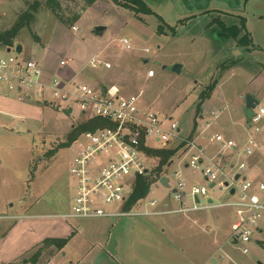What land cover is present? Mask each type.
Wrapping results in <instances>:
<instances>
[{"label": "rangeland", "instance_id": "374dc122", "mask_svg": "<svg viewBox=\"0 0 264 264\" xmlns=\"http://www.w3.org/2000/svg\"><path fill=\"white\" fill-rule=\"evenodd\" d=\"M144 1L155 14L135 15L111 0H96L88 7L84 0H59L60 8L56 12L46 5V0H0V32L32 11V20L22 25L14 38V47L17 44L22 47L20 58L34 57L50 74L59 71V61L63 59L66 67L61 74L67 77L71 68L77 72L75 80L96 89L113 87L121 95L135 94L141 111L156 114L165 126L170 120L176 122L179 136L195 133L204 144H220L212 142L210 137L226 120L236 123L230 137L245 140L252 129L236 125L244 116L240 92L244 95L256 87L245 84L251 77L249 74L237 73L228 78L226 73L211 96L201 103L199 114L196 108L203 86L212 80L216 82L215 78L211 80L216 66L229 64L224 61L232 57L229 50L232 40L218 35L219 23L239 25L241 19L235 14L241 8L248 26L255 29L260 21L251 13L252 9L264 7L262 0H246L244 9V0ZM208 6L228 11L208 10L207 15L197 14L198 9ZM74 12L79 15L76 20L71 19ZM160 23L161 33H158ZM73 25L78 27L77 31L71 29ZM97 25L106 27L100 36L92 32ZM122 38L130 40L129 48L122 45ZM254 43L264 48L260 38L254 39ZM223 46L226 50L221 49ZM237 46L250 50L251 44ZM3 48L0 46V55H5ZM92 57L110 63L111 67L99 64L92 68L89 65ZM246 60L249 64L253 60L264 63V54L253 52ZM174 64L181 65L179 73L171 70ZM149 70L153 71L152 75ZM225 89L233 93L229 100L219 97V92ZM263 94L261 89L257 98L260 105L264 103ZM45 95L48 97L46 90ZM30 104L36 108L29 111V117H10L7 122L8 117L0 114V216L3 217L0 218V246L10 254L24 249L13 262L4 255V264H23L24 259L30 263L49 261L52 264H206L217 257H222L221 264H264V232L254 235L247 254L241 252L240 242L230 244L228 236L235 216L234 209L228 206L187 214L58 218L71 212L75 196V181L69 167L76 139L66 145L62 143L71 128L88 120L90 114H81L75 106L67 115L61 106L33 101ZM212 111L217 117L212 116ZM227 118L230 119L227 121ZM176 139L169 147L175 148ZM259 139L263 142L257 149L262 166L259 179L264 180V135ZM151 143L157 147L154 141ZM184 146L183 142L176 146L173 162L162 168L171 187L157 180L146 199L155 198L159 203L170 201L172 207H177L171 198L175 171H180L188 185L206 186L214 204L234 199L220 182L210 187L200 168H185L190 154L186 155ZM212 146L217 148L216 144ZM219 147L214 151L217 153L212 159L214 162L221 167L224 160L234 166L240 162L234 151ZM144 160L149 171L157 164L156 158ZM246 171L240 173L246 174ZM199 198L201 204L206 202L202 195ZM139 206L137 203L135 207ZM113 207L116 205L110 208ZM33 215H44V218ZM29 216L32 217L25 218ZM72 232L73 236L61 249L43 242L46 238H68Z\"/></svg>", "mask_w": 264, "mask_h": 264}, {"label": "built area", "instance_id": "2783aa9c", "mask_svg": "<svg viewBox=\"0 0 264 264\" xmlns=\"http://www.w3.org/2000/svg\"><path fill=\"white\" fill-rule=\"evenodd\" d=\"M71 29L77 31L78 27L73 25ZM120 42L125 48H129V39L122 38ZM8 48L9 51L4 47L5 55H0L1 95L14 94L23 100L61 106L64 111L71 108L72 112L75 106L81 114L89 113L88 119L101 118L110 122V125L81 133L75 140L74 156L69 167V173L75 181L74 202L71 212L59 215L58 218L187 214L214 206H228L234 209L235 216L229 242L232 245L240 242L243 254L250 251L249 243L253 242L254 235L262 229L264 180L258 182L255 186L256 190L253 191V183L240 173L246 168L245 162L241 161L227 170L211 159L202 164L203 153L200 148L197 149L194 140L179 136L176 122L170 120L165 126L163 119L156 114L141 111L137 103V95H121L113 87L96 89L91 84L72 78L67 79L59 72L50 74L51 71L48 73L45 65L36 61L34 57L20 58L18 56L20 52H16L14 46ZM145 51L148 49L146 48ZM99 64L104 68L111 67L110 63L102 62L95 57L89 60L92 68ZM65 65V60L59 61L60 67ZM148 72L153 74L152 70ZM45 90L48 97L45 95ZM211 113L213 117H217L216 112ZM208 125L209 122H206V126ZM248 128H251L255 134L264 135V104L256 105ZM174 138L180 143L183 142L187 149L186 155L190 154V159L186 162L188 167L192 170L200 168L206 181L210 184L214 183V186L217 182L222 186L227 182L228 186L224 188L228 189V194L233 188L231 196H234V199L213 204L207 199L206 186L194 184L188 186L181 173L175 171L172 173L175 183L172 186L171 198L177 203V207L169 206L167 203L161 204L155 198L147 200L146 195L138 201L139 207L136 208V204L129 210L123 209V204L132 191L134 177L149 170L144 158L151 157L144 148H167ZM210 140L220 143L224 149L232 150L236 147L232 140L225 139L220 134L213 135ZM152 141L157 147L151 143ZM256 145L255 139L250 137L241 147L242 155L251 156ZM197 150L199 153L194 152ZM199 195L206 199L204 204H201ZM114 205L116 207L110 208ZM221 259L222 257L213 258L207 264H221ZM0 264L4 263L0 262ZM42 264L52 263L46 261Z\"/></svg>", "mask_w": 264, "mask_h": 264}, {"label": "crops", "instance_id": "0c3cea01", "mask_svg": "<svg viewBox=\"0 0 264 264\" xmlns=\"http://www.w3.org/2000/svg\"><path fill=\"white\" fill-rule=\"evenodd\" d=\"M247 2L248 1L242 2L243 9L246 8V4L245 3H247ZM262 3L264 4V0L261 1V5H262ZM208 10H211L212 12H214V11H222L223 10L222 12H224V13H227V11H228L226 9L213 8V7L208 6V7H203L202 9H198L197 11H200V12L197 13V14H199V15L200 14L207 15L208 14V12H207ZM211 11H209V12H211ZM242 11L243 10L240 8L239 12H237V14H235V15L239 16V18H244L245 28H246V30H247L250 38H251V42H252L250 50H247V49H245V48H243L241 46H237L236 41L234 39L228 38V39L232 40V44L229 45V50H231L232 57L228 58V59H226L224 61V63L225 62H229V64H227V65L225 64L223 66V63H222V64H219L218 66H216L215 72L211 76V80L213 78H215V80H216L215 86H216V84L219 82V80L222 77H224L226 73L228 74V75L226 74L227 75L226 77H228V78H230L232 75H235L237 73H243L244 76L245 75L247 76V74H249L251 77H249L247 80H245L246 81L245 84L246 85L249 84V83L255 84L256 87H254L251 91L246 92L245 94L248 93L257 102V98L259 96L260 90L262 89L264 91V79H263L264 78V63H262L260 61L253 60L251 62V64H249L247 62L246 58H247V56H249L253 52H260L262 55L264 54V48H262V47H260L258 45H255V43H254V39L259 40V38H260L261 40L264 41V7L261 8V9H258L257 11L252 9L251 15H253V17H256L257 21H260L259 23L256 24V28L255 29L253 27L251 29V26H248V20H247L246 16L243 14ZM192 16H194V15H192ZM246 20H247V24H246ZM209 24H212V23L210 22ZM218 35H219V33H218ZM221 38H223V37H221ZM221 49L226 50L224 46ZM253 66H255L257 68L254 70L255 67H253ZM64 67H66V66L59 67V71H58L59 74L64 72ZM68 69L70 71V74H69L68 77L66 75H64V74H61V75L66 77L67 79H70V78L75 79L77 72L73 71L71 68H68ZM211 82H209L208 84H210ZM208 84H206L205 86H207ZM205 86H203V87H205ZM101 88L105 89V86H103ZM213 89H212V91H213ZM212 91H211L209 97L211 96ZM245 94L241 95V92H240V97L242 96V99H243L242 106H241V112L244 114V116H243V119H240V118L238 119L240 122L237 123V125H236L238 127L240 126L241 129H243V128L244 129L245 128L248 129L247 120H246V116H245V112H246L245 97L248 94L247 95H245ZM263 96H264V94H263ZM219 97L221 99H223V100L224 99L225 100H229L231 97H233V93L231 94L228 89H225L222 92H219ZM30 102H32V101H27V100H23L21 98H17V96L14 95V94H12L10 96L1 95L0 94V114H3V116L8 117L7 118V122H10V120H9L10 117L11 118L12 117L13 118L18 117V118H21V119L29 117L28 116L29 111L31 109H35L36 108L35 105L34 104H30ZM33 102L34 103H38L37 101H33ZM262 104H264V103H262ZM257 105H260V104H258V102H257ZM212 112H214V111H212ZM196 113L199 114L200 110L198 112H196ZM228 119H230V118H227V121H228ZM235 124H236L235 122L228 123L225 120V122H223L222 125H221L222 127L219 128V130H217L215 133L216 134H220L225 139H230V140H232L235 143L236 147L233 148L231 151H234V153H236L239 156V158H240L239 161L240 162L243 161V162L246 163V168L245 169H247V171H246V174H244V177L246 179L250 180L253 183L254 187H253L252 190L255 191L256 190V187H255L256 184L258 182L262 181L261 179H259L261 177L262 166L260 164V156H259L258 151H257V149L260 148V144L263 143V142L260 141V139L258 140V137L261 134H256L255 135V133L252 132L251 135L249 134L245 140H239V139L238 140H234L233 138L230 137V133L234 130V125ZM181 137L182 138H190L191 137L194 140L195 143L196 142L198 143V144L197 143L196 144L198 145V148H200L202 150V153H203V156H204V157L201 158L202 164L205 163L208 159L212 160L213 158H215L217 156V153H215L214 151L217 150L218 148H220L219 147L220 144L212 143V144H216L217 148L213 147L211 143H205L204 144L203 142H201V140L199 138V135H197L195 133H190L187 136H181ZM250 137H253L255 139L257 145L254 148L253 154L251 156H249V157H246V156L242 155L241 147L247 142V140ZM177 141H178V144H177ZM172 142L173 141L171 140L169 146H171ZM175 142H176V146H178L180 144V141L178 139H176ZM212 142H215V141H212ZM204 147H205V149H204ZM203 158H205V159H203ZM179 160H181V159H179ZM172 162H173V159H171V161H170V163L168 165H170ZM222 163H223V168L224 169L225 168L230 169V167L234 166V164H232L228 160L227 161L224 160V162H222ZM184 166H185V168H190V167H188L186 161H185ZM202 177L206 181V178L203 175H202ZM167 183H168V186L171 187L168 177H167ZM191 185H193V184H191ZM191 185H188V186H191ZM195 185H197V184H195ZM210 185L211 184L209 183V186ZM229 194L232 195L231 193H229ZM207 199H208V201H209V199H211V201H209V202H213V197L208 196ZM228 201H230V200H228ZM223 202H227V201H223ZM223 202H219L218 204L223 203ZM163 203H167L169 206H172L170 204V201H165ZM163 203H161V204H163ZM214 207H216V206H214ZM214 207H211V208H214ZM217 207H219V206H217ZM211 208H209V209H211ZM205 210H207V209H205ZM194 212H196V211H194ZM30 217H32V216L25 217V218L27 219V218H30ZM33 217H35V218H44V215L43 216L42 215H33ZM69 228H71V227H69ZM71 230L74 232V230L72 228H71ZM73 232H72V234L69 235L70 238L73 236ZM262 232H264V218L262 220V229H261V231H259V233H262ZM228 238H229V236H228ZM23 250H24L23 248H20V249L14 251V253L10 254V253L2 251V248L0 246V262L4 263V260L2 259V258H4V255H6V257L8 258L7 260H10L9 262L16 261L15 257L19 253L23 252ZM21 263H23V264H26V263H29V264H42V263H38L36 261L34 263L33 262L30 263V261L25 260V259ZM71 264H74V263L71 262Z\"/></svg>", "mask_w": 264, "mask_h": 264}, {"label": "trees", "instance_id": "16d2710c", "mask_svg": "<svg viewBox=\"0 0 264 264\" xmlns=\"http://www.w3.org/2000/svg\"><path fill=\"white\" fill-rule=\"evenodd\" d=\"M96 0H84L85 7H88L92 5ZM117 5L128 8L135 15L138 14H155V12L148 6V4L144 0H111ZM246 1V0H244ZM46 5L51 8L53 12H56V8H60V3L59 0H46ZM36 9V8H34ZM84 9V8H83ZM33 18V12L28 11L21 15L17 21L14 22V24L8 28L0 32V46L3 47H13L14 41H15V36L25 23L31 21ZM79 18L78 13L74 12L73 17L71 19L76 20ZM159 20L161 18L158 16ZM241 22L239 25L237 24H232L230 26H226L224 23L220 22L218 27V33L221 37L223 38H231L236 41V44H245L252 43L251 38L245 28V21L244 18H240ZM70 20V19H68ZM66 21V20H65ZM162 24L160 23L157 27V32L161 33L160 28ZM175 30L172 29V32ZM215 86V82L212 81L210 84L205 86V88L200 92L199 94V102L196 108V111L198 112L200 110V105L201 103L207 99L212 91V89ZM110 125V122L101 119V118H92L84 121L83 123L77 124L71 128V130L67 133L66 141L63 142V145L72 143L77 137L85 132V131H92L96 129L97 127H102ZM148 156L151 158H156L157 159V164L156 166L151 170L147 171L145 174H140L136 175L133 179V186H132V191L128 197V199L125 201L123 204V209L129 210L133 208L140 199L144 198L150 191L151 185L157 181L160 180V178L163 176V171L162 168L168 163H170L173 155L176 152V147L171 148H154V147H147L144 148ZM70 236L68 238H46L43 240L46 244H53L57 248L61 249L69 240ZM37 252H35V255ZM34 260V259H33Z\"/></svg>", "mask_w": 264, "mask_h": 264}, {"label": "water", "instance_id": "95a60500", "mask_svg": "<svg viewBox=\"0 0 264 264\" xmlns=\"http://www.w3.org/2000/svg\"><path fill=\"white\" fill-rule=\"evenodd\" d=\"M106 29L105 26H102V25H97L93 28L92 32L97 35V36H100L103 34L104 30ZM21 45L20 44H17L15 46V50L16 52H21ZM10 48H7V51H9ZM171 70L173 72H176V73H179L180 70H181V65L180 64H174L172 67H171ZM257 105V102L254 100L253 97H251L250 95H247L245 97V106H246V112H245V116H246V120H247V126L249 125V120L251 119L252 115H253V110L254 108L256 107ZM71 112V108H68L67 111H65L66 114H69ZM238 176L236 175L235 178H237ZM160 183L165 186V187H169L168 186V183H167V177L166 176H162L160 178ZM225 187L228 186V183L227 182H224L223 184ZM210 187H214V183H211ZM233 188L230 189V193L232 194L233 193ZM209 201H211V199H209Z\"/></svg>", "mask_w": 264, "mask_h": 264}]
</instances>
